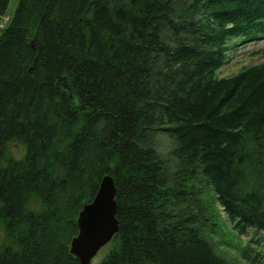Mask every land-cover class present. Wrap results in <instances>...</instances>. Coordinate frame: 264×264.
<instances>
[{
    "label": "trees",
    "instance_id": "obj_1",
    "mask_svg": "<svg viewBox=\"0 0 264 264\" xmlns=\"http://www.w3.org/2000/svg\"><path fill=\"white\" fill-rule=\"evenodd\" d=\"M260 37L264 0H18L0 34V264H79L76 214L104 175L118 231L98 264H235L150 139L173 141L234 230H264V62L218 75L231 40ZM11 141L25 152L4 164Z\"/></svg>",
    "mask_w": 264,
    "mask_h": 264
},
{
    "label": "rangeland",
    "instance_id": "obj_2",
    "mask_svg": "<svg viewBox=\"0 0 264 264\" xmlns=\"http://www.w3.org/2000/svg\"><path fill=\"white\" fill-rule=\"evenodd\" d=\"M17 2L18 0H10L5 13L0 15V34L12 19ZM230 43L231 47L226 55L225 63L218 71L219 76H229L244 66L264 62V39L245 45H240L235 40H231ZM150 143L161 158L162 173L167 178L168 186H173L175 182L181 180L185 181L186 186L191 187L193 185V187L195 186L196 189L200 190L198 198L201 202L203 217L198 224V228L201 235L213 245L214 250L220 256L235 264H252L242 256V251L245 248H249L246 253V257L248 256V258L255 254L264 255V237L261 234L255 233L252 228H249L245 234H240L237 230H234L232 225L229 224L212 190L204 183H197V181H192L193 179L188 180L184 173L187 162L180 161L173 155V141L170 138L163 133L157 132L151 136ZM24 152L25 148L22 144L14 141L9 142L6 146L3 163L6 164L10 160L22 159ZM171 200L174 203H169L166 206V212L176 213L180 208H188V205H183V202L180 200H174V198ZM37 206L34 200H31L27 205V207L32 209H35ZM64 207L62 208L66 209ZM67 213L68 211L64 210V214ZM77 215L78 213L76 214V218ZM60 236L62 237V233ZM112 242L111 239L102 246L89 264H98L111 250ZM4 245L5 236L0 228V249Z\"/></svg>",
    "mask_w": 264,
    "mask_h": 264
},
{
    "label": "water",
    "instance_id": "obj_3",
    "mask_svg": "<svg viewBox=\"0 0 264 264\" xmlns=\"http://www.w3.org/2000/svg\"><path fill=\"white\" fill-rule=\"evenodd\" d=\"M115 193L112 177L104 175L93 198L79 210L76 218L78 231L69 244L70 253L79 264H89L117 232Z\"/></svg>",
    "mask_w": 264,
    "mask_h": 264
}]
</instances>
